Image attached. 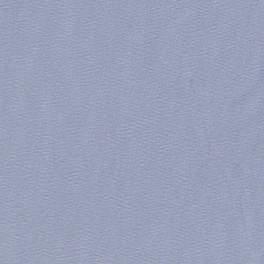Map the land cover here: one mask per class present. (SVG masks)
<instances>
[{
    "label": "water",
    "instance_id": "obj_1",
    "mask_svg": "<svg viewBox=\"0 0 264 264\" xmlns=\"http://www.w3.org/2000/svg\"><path fill=\"white\" fill-rule=\"evenodd\" d=\"M0 264H264V0H0Z\"/></svg>",
    "mask_w": 264,
    "mask_h": 264
}]
</instances>
